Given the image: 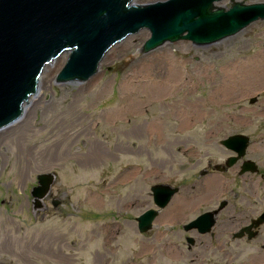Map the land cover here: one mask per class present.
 <instances>
[{"label":"rangeland","instance_id":"obj_1","mask_svg":"<svg viewBox=\"0 0 264 264\" xmlns=\"http://www.w3.org/2000/svg\"><path fill=\"white\" fill-rule=\"evenodd\" d=\"M257 2L264 0L252 3ZM242 33L224 42L220 52L213 44L177 40L135 57L149 37L145 29L113 44L95 75L80 82L54 80L64 54L45 66L37 95L0 133V264H186L179 255L164 257L159 246L181 245L182 239L160 233L152 243L151 230L136 232L135 217L151 208L150 187L162 177L166 144L191 134L173 120L185 124L187 118L212 117L215 66L245 54L241 47L250 32ZM25 146L30 150L17 155ZM19 158L23 177H18ZM46 172L55 175L51 197L33 211L30 189ZM113 219L118 223L104 247ZM233 243L234 251L242 248ZM261 243L250 241L247 264L264 263ZM44 244L63 256L56 260ZM210 256L202 264H221ZM239 261L243 254L234 264Z\"/></svg>","mask_w":264,"mask_h":264},{"label":"flooded vegetation","instance_id":"obj_2","mask_svg":"<svg viewBox=\"0 0 264 264\" xmlns=\"http://www.w3.org/2000/svg\"><path fill=\"white\" fill-rule=\"evenodd\" d=\"M244 30L250 32L241 47L245 54L215 66L212 117L187 118L185 124L173 120L176 127H187L184 131L191 134L175 136L166 144L160 161L162 177L154 183L169 185L176 192L162 208L155 206L151 196V208L157 211L151 242L160 233L182 239L181 245L159 246L164 257L179 255L186 264H202L210 255L221 264H234L242 254L244 261L239 263L247 264L250 255L245 249L251 240H262L264 252V18L212 44L220 52L224 42ZM251 46L253 52L246 53ZM196 108L201 110L199 105ZM199 217L198 226L186 227ZM117 223L113 219L108 224L110 231L102 246L106 247V237L112 238ZM219 240L226 241L219 244ZM234 241L242 247L237 252L231 247ZM61 256L56 249V260Z\"/></svg>","mask_w":264,"mask_h":264},{"label":"water","instance_id":"obj_3","mask_svg":"<svg viewBox=\"0 0 264 264\" xmlns=\"http://www.w3.org/2000/svg\"><path fill=\"white\" fill-rule=\"evenodd\" d=\"M218 1L222 0L147 4L131 0H0V129L20 117L30 96L37 92L42 69L61 54L66 60L54 80L80 82L95 75L111 45L141 29L148 30L149 37L135 57L165 42L187 40L207 45L264 18V3L236 1L225 9L213 4ZM36 179L30 190L33 211L43 208L55 175L41 173ZM175 190L167 185L150 188L159 207ZM51 203L58 204L55 200ZM154 215L155 211L148 209L136 218L140 232L151 228ZM201 220L199 217L186 227H196Z\"/></svg>","mask_w":264,"mask_h":264},{"label":"bare ground","instance_id":"obj_4","mask_svg":"<svg viewBox=\"0 0 264 264\" xmlns=\"http://www.w3.org/2000/svg\"><path fill=\"white\" fill-rule=\"evenodd\" d=\"M224 0H222V1H218V2H214L213 4L214 5H216V6H218V7H220V6H222V5H224V4H222L221 2H223ZM236 1H239V2H242V3H252L253 2V0L252 1H250V0H236ZM134 2H136L135 0H131V3H134ZM230 3H232V2H229V4ZM225 6H228V4H226ZM141 31H144L145 32V29H141L140 31H138V32H141ZM138 32H136L137 34H138ZM135 33V34H136ZM136 34V35H137ZM107 53V52H106ZM106 53H104V55H103V57L105 56V54ZM103 57H102V59L100 60L101 62L103 61ZM53 62V60H51L50 62H49V64H51ZM48 64V65H49ZM47 66V65H46ZM37 95V94H36ZM35 95V96H36ZM27 106V104H25V106H24V109H25V107ZM24 109H23V111H24ZM23 115V114H22ZM12 124V123H11ZM11 124H9V125H11ZM8 125V126H9ZM5 127H7V126H5ZM5 127H3V128H5ZM2 129V128H1ZM0 129V130H1ZM2 131H4V130H1L0 131V133L2 132ZM2 139V138H1ZM16 141L17 142H19V144L21 143V141L24 143V140L23 139H21V138H18V139H16ZM27 150H30L29 149V147H27V146H25L24 148H21V147H18V151H17V155H19V156H22L23 155V153H26V151ZM23 157V156H22ZM23 163V162H22ZM21 163V158H19V161L17 160V165H18V167H17V172H18V177H23V166H24V164H22ZM43 237V236H42ZM42 237H40V240H41V238ZM45 246H46V248H49V245L48 244H44Z\"/></svg>","mask_w":264,"mask_h":264}]
</instances>
